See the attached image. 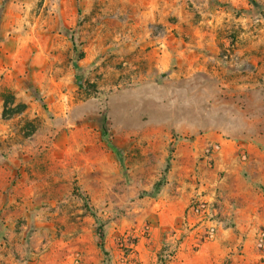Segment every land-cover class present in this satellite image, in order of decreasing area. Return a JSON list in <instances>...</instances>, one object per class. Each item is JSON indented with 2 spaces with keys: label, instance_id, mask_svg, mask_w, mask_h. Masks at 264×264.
Instances as JSON below:
<instances>
[{
  "label": "rangeland",
  "instance_id": "1",
  "mask_svg": "<svg viewBox=\"0 0 264 264\" xmlns=\"http://www.w3.org/2000/svg\"><path fill=\"white\" fill-rule=\"evenodd\" d=\"M236 164L264 220V0H0V264H166Z\"/></svg>",
  "mask_w": 264,
  "mask_h": 264
},
{
  "label": "crops",
  "instance_id": "2",
  "mask_svg": "<svg viewBox=\"0 0 264 264\" xmlns=\"http://www.w3.org/2000/svg\"><path fill=\"white\" fill-rule=\"evenodd\" d=\"M186 152H188L187 147L178 146V157L174 161L175 168H181L180 174L185 176L190 173V170H194L198 164L199 156L195 150L191 151V156H186ZM188 163L191 165L188 166ZM174 171L170 174H173ZM217 172L218 170L214 169L212 174L217 175ZM240 173L239 165L236 168L228 165L226 174L220 181L224 188L221 215L225 220L217 222L215 236L209 241H203L197 231L184 230L183 227L175 225L178 236L180 234L182 236L176 243L177 249L174 258L166 264H264V248H258L256 244L258 226L264 225V220L258 213L256 192L246 184ZM180 190L182 194L179 197L169 198L165 201L168 221L161 225L168 231L174 229L173 222L176 220H179L180 224L182 223L189 206L188 203L192 198L205 199L203 202L213 199V193L202 196L200 191H194L191 185L186 183ZM156 230L154 229V231ZM176 236L170 237V234H167L164 242L154 240L152 245L143 246L139 250V257L142 260H152L163 247L174 243ZM194 248L196 249L194 250Z\"/></svg>",
  "mask_w": 264,
  "mask_h": 264
},
{
  "label": "built area",
  "instance_id": "3",
  "mask_svg": "<svg viewBox=\"0 0 264 264\" xmlns=\"http://www.w3.org/2000/svg\"><path fill=\"white\" fill-rule=\"evenodd\" d=\"M218 211L211 203L192 201L187 207L181 227L184 230L197 231L201 240L209 241L216 233ZM256 244L258 248H264V232L256 233ZM169 252L165 258H170Z\"/></svg>",
  "mask_w": 264,
  "mask_h": 264
},
{
  "label": "trees",
  "instance_id": "4",
  "mask_svg": "<svg viewBox=\"0 0 264 264\" xmlns=\"http://www.w3.org/2000/svg\"><path fill=\"white\" fill-rule=\"evenodd\" d=\"M2 101H3V111H2V118L3 119H9L12 118L15 115L21 114L24 110H25V106L22 104H15V98L10 95V94H5L2 97ZM12 108H9V107ZM104 137L105 132H103ZM108 145H110L108 143ZM104 252V250H103Z\"/></svg>",
  "mask_w": 264,
  "mask_h": 264
}]
</instances>
